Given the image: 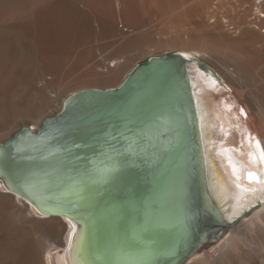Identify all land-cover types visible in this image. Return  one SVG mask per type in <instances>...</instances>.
I'll return each instance as SVG.
<instances>
[{
  "label": "bare ground",
  "instance_id": "obj_1",
  "mask_svg": "<svg viewBox=\"0 0 264 264\" xmlns=\"http://www.w3.org/2000/svg\"><path fill=\"white\" fill-rule=\"evenodd\" d=\"M171 51L186 58L204 185L229 230L208 248L221 230L210 233L182 264H264V187L244 178L264 179V160L253 167L248 159L264 153V0H0V143L22 118L38 132L57 114L55 101L61 112L72 94L118 87L142 59ZM197 57L218 66L230 87ZM232 165L242 188L256 191L236 186ZM89 230L98 259L85 218L48 214L0 173V264H74ZM165 250L157 244L147 264H167Z\"/></svg>",
  "mask_w": 264,
  "mask_h": 264
},
{
  "label": "water",
  "instance_id": "obj_2",
  "mask_svg": "<svg viewBox=\"0 0 264 264\" xmlns=\"http://www.w3.org/2000/svg\"><path fill=\"white\" fill-rule=\"evenodd\" d=\"M185 59L152 56L120 86L80 90L38 132L0 143L12 188L50 215L85 218L105 263L147 264L158 244L182 264L227 225L204 185Z\"/></svg>",
  "mask_w": 264,
  "mask_h": 264
},
{
  "label": "snow or ice",
  "instance_id": "obj_3",
  "mask_svg": "<svg viewBox=\"0 0 264 264\" xmlns=\"http://www.w3.org/2000/svg\"><path fill=\"white\" fill-rule=\"evenodd\" d=\"M257 145H259V142H257ZM254 155H255L254 153H248V159H249L250 164L253 167H257L258 161L264 160V153H262L260 156L256 157L255 159H254ZM2 156H3V152L0 151V157H2ZM229 162L231 163V161H229ZM0 171H2V170H0ZM232 171L236 177L234 183L236 184V186L238 188H241L242 191H252V192L256 191L255 188H242V186L240 184L241 175L239 174V170L237 169V167L235 165H232ZM244 178L248 181H251V182H254V183L260 185L261 187H264V179L257 177L253 172H247ZM24 190H25V192H28V188H25ZM69 203H71V202H69ZM45 211H47V208H45ZM77 247L82 251L84 259L79 261V262L74 260V264H104L103 261H100L98 259L93 258L92 248H91L90 230H89L88 236H86L84 238L83 244L78 245ZM148 254L149 253H146V255H148Z\"/></svg>",
  "mask_w": 264,
  "mask_h": 264
},
{
  "label": "rangeland",
  "instance_id": "obj_4",
  "mask_svg": "<svg viewBox=\"0 0 264 264\" xmlns=\"http://www.w3.org/2000/svg\"><path fill=\"white\" fill-rule=\"evenodd\" d=\"M172 52V51H171ZM167 53H169V52H166L165 54H167ZM193 56H196V55H193ZM150 57H152V56H147V57H145L144 59H142L139 63H141V62H144V61H147ZM196 58V57H195ZM198 59H199V57H197ZM199 61L201 62V63H203L205 66H207V69H205L207 72H209L210 70H212L213 72H215V74L217 75V76H219V78L223 81H225L228 85H230V80L227 78V76L218 68V66H216L214 63H212L211 61H209V60H206V59H199ZM227 79V80H226ZM230 90V89H229ZM60 104H61V102L60 101H55L53 104H52V110L53 111H55V113H58L59 111H58V108L60 107ZM241 107H242V105H241ZM240 107V108H241ZM242 109V108H241ZM27 118H22V120L19 122L18 121V125L20 126V127H24L25 125L27 126L30 122H29V119H27ZM9 131V129H7V130H5V132H8ZM4 132V133H5ZM3 132H0V134H2ZM17 133V132H16ZM249 213V212H248ZM247 213V214H248ZM250 214H252V212L251 213H249V215ZM35 215V214H34ZM37 217H39V216H37ZM242 218H244V217H242ZM228 232H229V230H228V226L227 227H224L222 230H221V233H220V235H218V238H212V239H210L209 241H208V243L206 244L207 246H208V248L209 247H212V246H215V245H217V244H219V242H221L224 238H225V236H227V234H228Z\"/></svg>",
  "mask_w": 264,
  "mask_h": 264
}]
</instances>
